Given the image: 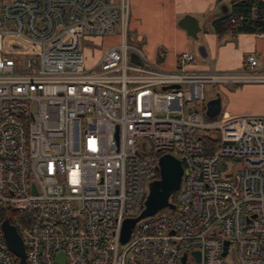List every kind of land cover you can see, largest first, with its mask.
Listing matches in <instances>:
<instances>
[{
	"label": "built area",
	"instance_id": "obj_1",
	"mask_svg": "<svg viewBox=\"0 0 264 264\" xmlns=\"http://www.w3.org/2000/svg\"><path fill=\"white\" fill-rule=\"evenodd\" d=\"M254 1L225 24L264 38ZM130 17L131 0H0V264H19L6 218L27 264H264V115L203 105L205 84H264V60L199 71L185 50L164 70L128 42ZM109 35L86 66L84 38ZM164 153L184 167L175 208L122 243Z\"/></svg>",
	"mask_w": 264,
	"mask_h": 264
},
{
	"label": "crops",
	"instance_id": "obj_2",
	"mask_svg": "<svg viewBox=\"0 0 264 264\" xmlns=\"http://www.w3.org/2000/svg\"><path fill=\"white\" fill-rule=\"evenodd\" d=\"M230 1L232 0H131L129 31H136L144 38L136 45L143 50L150 63L164 70H174L178 54L185 50L194 52L195 47V40L186 29L178 25L179 20L190 15L203 27L210 15L220 12L221 4L230 6ZM199 37V43L205 45L208 57H200L195 62L196 70L240 69L250 53H256L264 60V38L252 33L241 32L224 40L213 28L210 31L207 27L199 33ZM210 60H213V68L209 64ZM228 94L230 107L222 110L223 114L264 115V84H245L238 86L235 91H228Z\"/></svg>",
	"mask_w": 264,
	"mask_h": 264
},
{
	"label": "water",
	"instance_id": "obj_3",
	"mask_svg": "<svg viewBox=\"0 0 264 264\" xmlns=\"http://www.w3.org/2000/svg\"><path fill=\"white\" fill-rule=\"evenodd\" d=\"M230 10L231 7L228 4H221L220 12L206 20L203 27L200 26L199 21L196 18L190 15H185L179 20L178 25L186 29L189 36L198 42L197 50L200 57L204 59L207 58L208 51L204 44L199 43V33L207 27H210L215 17L226 16ZM130 58L131 61L142 64V60L135 53H131ZM174 86L176 85H173L172 87ZM206 107L207 116L211 119L216 118L222 112L221 97L217 96L209 100L206 104ZM157 168L159 169L160 177L149 183V193L141 213L136 217L126 218L124 221L121 236L122 243H126L130 239L135 224L139 220L145 217L153 216L165 208H175V205L170 201V198L179 190L181 186L184 171L183 164L181 160H179L174 155L170 153H164L159 157ZM3 231L7 246L9 250L18 257L19 264H27V255L23 239L15 225L11 224L8 218L3 221ZM227 245L228 244L226 242L225 251L223 254L226 253ZM195 255L198 256V253L195 252ZM183 261H185L184 258Z\"/></svg>",
	"mask_w": 264,
	"mask_h": 264
},
{
	"label": "rangeland",
	"instance_id": "obj_4",
	"mask_svg": "<svg viewBox=\"0 0 264 264\" xmlns=\"http://www.w3.org/2000/svg\"><path fill=\"white\" fill-rule=\"evenodd\" d=\"M229 2V0H228ZM231 2V1H230ZM216 15V13H215ZM210 15V18L215 16ZM217 18V17H216ZM210 31H212V24L209 27ZM144 39L140 35L137 34L136 31H128V37L127 40L129 43L138 44V42L142 41ZM120 41L119 35H109L105 37H86L83 40V48L85 53V60H86V66H90L92 64H95L98 60V57L100 53L108 48L109 46L115 45ZM195 47H194V53L196 60L201 59L197 50L198 42L194 41ZM213 60L209 61V64L214 67ZM158 66V65H157ZM159 67V66H158ZM161 68V67H159ZM234 71L236 69H214V70H205L209 72H225V71ZM238 88L237 85H228V84H205L204 87V102L203 105L206 106L207 102L217 96L221 97L222 101V110L225 111L229 109L230 107V100H229V94L228 91H235ZM251 100V98H250ZM253 100V99H252ZM251 100V101H252ZM228 261H231V257L227 259Z\"/></svg>",
	"mask_w": 264,
	"mask_h": 264
},
{
	"label": "trees",
	"instance_id": "obj_5",
	"mask_svg": "<svg viewBox=\"0 0 264 264\" xmlns=\"http://www.w3.org/2000/svg\"><path fill=\"white\" fill-rule=\"evenodd\" d=\"M256 3L258 2L254 0H232L230 3V7H231V10H243V9L249 8L250 6ZM226 16L216 18L212 21V28L214 32L218 34V36L221 39H224V40L228 37H233L237 34L233 32L228 25L225 24ZM215 140H216L215 136L211 135L206 138V143L212 145ZM157 155H160V154H157ZM176 196H177V193H174L171 196V202H173L174 204L177 203Z\"/></svg>",
	"mask_w": 264,
	"mask_h": 264
}]
</instances>
